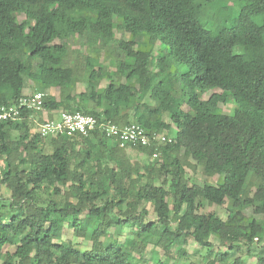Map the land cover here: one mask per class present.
<instances>
[{
	"label": "trees",
	"instance_id": "obj_1",
	"mask_svg": "<svg viewBox=\"0 0 264 264\" xmlns=\"http://www.w3.org/2000/svg\"><path fill=\"white\" fill-rule=\"evenodd\" d=\"M259 18L264 0H0V107L29 96L30 83L46 111L138 123L151 139L121 148L100 132L44 138L27 110L0 121V192L10 193L0 196V264H134L149 244L180 264L252 256L264 235ZM164 132L166 142L154 139ZM129 149L157 159L132 162ZM226 203V221L201 212ZM119 228L131 239L110 231ZM70 229L91 232V249L66 239Z\"/></svg>",
	"mask_w": 264,
	"mask_h": 264
},
{
	"label": "built area",
	"instance_id": "obj_2",
	"mask_svg": "<svg viewBox=\"0 0 264 264\" xmlns=\"http://www.w3.org/2000/svg\"><path fill=\"white\" fill-rule=\"evenodd\" d=\"M44 97V93L35 91L27 97L20 98L15 104L0 107V121L18 120L25 110L32 111L36 115L43 113ZM39 130L44 138L75 135L88 137L93 132H100L107 138L116 140L121 148H125L128 144L131 146L151 144V139L138 123L121 127L111 122L100 123L95 117L79 112H62L58 119H44L39 123ZM154 139L160 142L167 141L163 134H159ZM156 157L157 155H154V158Z\"/></svg>",
	"mask_w": 264,
	"mask_h": 264
},
{
	"label": "rangeland",
	"instance_id": "obj_3",
	"mask_svg": "<svg viewBox=\"0 0 264 264\" xmlns=\"http://www.w3.org/2000/svg\"><path fill=\"white\" fill-rule=\"evenodd\" d=\"M226 5L229 6L230 4L228 3ZM220 8H222V6H220V7L218 5L216 6V9H215L216 14H217V10L219 11ZM83 16L90 17V15H83ZM20 20L21 21L25 20V17L21 16ZM258 22L262 24L264 22V18H262V19L259 18ZM216 25L218 27V26H224L225 24L217 22ZM116 39H118V40L119 39L129 40L130 39V34H125V33L121 32V31H117L116 32ZM142 48H144V47L142 46ZM159 48H160V46L153 47L154 50L155 49H159ZM105 62L109 63L111 61H109V59H106ZM28 85L29 86H28V91L27 92L29 94H31L32 92L38 91V88L36 87V85L30 84V83ZM103 85H105V82L103 83ZM83 87H84L83 85L79 86V91H82ZM208 98H209L208 95L204 96V99H208ZM146 101L149 104H154L153 100L150 99V98H147ZM233 109H234L233 103L228 104V106H226L224 108V110H226L227 112L232 111ZM38 117L40 118V116H38ZM169 118H170V114L169 113H165V119L169 120ZM44 119H46V118L44 117ZM39 120H41V119H39ZM162 134L165 135V136H168L165 132L162 133ZM169 137H170V135H169ZM127 154H128V156H129V158H130V160L132 162H141V163H143V165L153 161V159H157V158H154V157L152 159H150V158H148L146 156H143L140 153H138L137 151L132 150V149H129L127 151ZM1 164H2V162H0V165ZM189 174L192 175V171H190ZM201 174L202 173L200 172V174L198 175V178H200V179L203 178ZM210 181L214 182V183H217V182H219V178L216 177V178L211 179ZM0 196L8 198L10 196V193L6 190V188L3 187L1 192H0ZM54 199L57 202L61 203V204L64 202V198L63 197H54ZM144 207L147 208L150 211V213H151L149 219L150 220H154L155 219V215L153 213L152 208L148 204H146ZM227 207H228L227 203L224 206H221V207L213 206V205L211 206L209 204H205V206L203 208H201V212L205 213V214L214 212L219 217H221L223 220L226 221L227 218H228V209H227ZM110 231L112 233H114V234H121V236H120V237H122L121 241L125 240L126 238L131 239V237H132V235L130 234V230L128 228H123L122 230L120 228L119 229H111ZM90 233L91 232H89L88 238L83 240V239H79L77 237H74L73 231L70 229L65 234V238L69 239V240H72L73 242H75V244L78 246V248H80L81 250L86 251V250H90L91 246H92V243H91V240H90ZM128 239H126V240H128ZM262 239L263 240L260 243V245L258 246V248L253 251L252 256H248L246 254V251H243V252H235V253H233L232 257L233 258H237L238 256H242V258L244 260L243 264H256V261H257L258 257L261 256V255H264V235L262 236ZM212 241L215 243L216 249H217L218 248L217 247L218 246L217 245L218 244L217 240L213 239ZM186 249H187L188 253L193 254L195 251L200 249V246L198 244H196L195 242L191 241L186 246ZM14 250L15 249L12 248V247H6L4 249V252H6V251L13 252ZM159 262H160V264H180V263H177L175 259H172V258L170 259V258L165 257L163 255V253H161L159 251V249L157 247H155V245H153V244H149L147 246V250H146V252H145V254H144V256L142 258L134 257V264H159Z\"/></svg>",
	"mask_w": 264,
	"mask_h": 264
},
{
	"label": "crops",
	"instance_id": "obj_4",
	"mask_svg": "<svg viewBox=\"0 0 264 264\" xmlns=\"http://www.w3.org/2000/svg\"><path fill=\"white\" fill-rule=\"evenodd\" d=\"M42 114V115H41ZM165 115V114H164ZM38 116H40L41 121L44 120V117L46 119H58L60 117V112H48V111H44L43 113H40ZM42 116V117H41ZM168 121V120H167Z\"/></svg>",
	"mask_w": 264,
	"mask_h": 264
}]
</instances>
